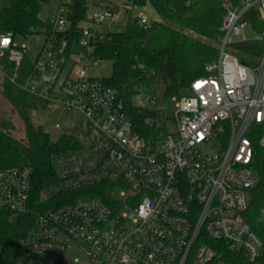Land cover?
Returning <instances> with one entry per match:
<instances>
[{
	"label": "built area",
	"instance_id": "1",
	"mask_svg": "<svg viewBox=\"0 0 264 264\" xmlns=\"http://www.w3.org/2000/svg\"><path fill=\"white\" fill-rule=\"evenodd\" d=\"M68 2L49 17L46 42L29 58L24 82L20 71L31 49L0 33L11 67L6 78L41 102L60 103L74 126L56 127L78 143L54 157L58 180L41 192L45 207L21 240L17 263L230 264L225 250L258 261L264 240L246 213L260 185L255 145L264 147V0H220L217 60L180 97L140 95L147 135L135 131L104 79L81 70L102 60L94 48L108 33L112 0H101L102 10L80 23L73 41ZM137 18L150 24L142 12ZM249 40L262 44V55L248 64L233 51ZM33 192L29 167L0 165V212H32ZM259 214L264 221V197Z\"/></svg>",
	"mask_w": 264,
	"mask_h": 264
},
{
	"label": "trees",
	"instance_id": "2",
	"mask_svg": "<svg viewBox=\"0 0 264 264\" xmlns=\"http://www.w3.org/2000/svg\"><path fill=\"white\" fill-rule=\"evenodd\" d=\"M51 0H0V33L12 34L15 40L40 31L50 30L49 18L41 12ZM131 7L151 5L159 16L147 27L140 26L133 8L125 10V19L114 26L103 41L94 48V55L112 63V73L104 78L123 102V110L132 118L135 131L147 135L145 112L134 103L137 95L159 94L164 99L180 97L191 83L206 74L208 64L217 60L221 26L225 11L220 0H126ZM66 6L69 38L78 36V28L88 17V0H70ZM256 16H253L254 20ZM233 52L245 63H252L262 55V44L254 40L235 44ZM31 71L25 58L20 71L24 82ZM2 93L23 118L25 138L13 133L7 120L0 121V165L26 166L32 170V212L12 216L0 212V244L3 255L0 264H18L23 253L21 240L33 227L37 215L45 206L39 202L41 192L58 180L54 157L78 148L74 134L64 132L54 138L42 126H35L28 112L44 103L12 83L3 84ZM253 167L260 174V185L254 190L255 199L246 213L252 228L264 240V221L259 210L264 197V147L255 145ZM98 195L105 199L106 191ZM46 205V204H45ZM230 264H264V249L260 259L250 262L244 253L224 251Z\"/></svg>",
	"mask_w": 264,
	"mask_h": 264
},
{
	"label": "rangeland",
	"instance_id": "3",
	"mask_svg": "<svg viewBox=\"0 0 264 264\" xmlns=\"http://www.w3.org/2000/svg\"><path fill=\"white\" fill-rule=\"evenodd\" d=\"M68 0H51L49 3L45 4L42 12L41 18L43 20H48V18L59 10L61 3ZM89 10L88 14H93L95 12H100L102 7L100 5L101 0H88ZM114 17L110 18L104 25V31L110 32L117 24L122 25V21L125 19V10L133 8L134 14L137 16L138 13H143L148 19L149 23L155 20H159V16L155 9L147 4L144 7H131L126 0H112ZM122 22V23H121ZM46 34L40 31L35 34L31 39L28 38H18L17 43L19 46L29 45L30 51L27 53V57L32 59L33 56H38L46 42ZM77 60L88 64V58L81 59L79 55L76 56ZM8 52H0V121L7 120L13 126L14 135L19 138H25V124L23 118L18 114V112L10 105L7 99L2 93L3 84L7 81L6 74H10L11 67L8 66ZM82 67V66H81ZM88 76L97 77L100 79L108 78L112 73V63L110 61L101 60L98 65L90 63L81 69ZM41 102V101H40ZM44 103V102H42ZM134 103L138 106H144V100L140 95L135 96ZM174 104L172 103V106ZM29 119L35 126H42L46 131H48L54 138L59 137L61 134L66 132L64 129H58L56 127L57 123H60L63 127L74 126L72 119L73 115L67 113L60 103H44L38 108H32L28 112ZM79 118L76 123H79ZM174 126L172 123L169 125V130H173Z\"/></svg>",
	"mask_w": 264,
	"mask_h": 264
},
{
	"label": "water",
	"instance_id": "4",
	"mask_svg": "<svg viewBox=\"0 0 264 264\" xmlns=\"http://www.w3.org/2000/svg\"><path fill=\"white\" fill-rule=\"evenodd\" d=\"M186 93H187V91H184V92H183V94H186Z\"/></svg>",
	"mask_w": 264,
	"mask_h": 264
}]
</instances>
